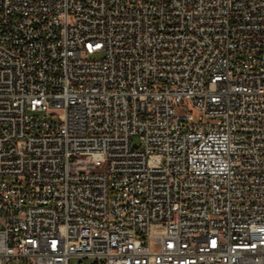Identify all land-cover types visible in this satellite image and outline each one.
Instances as JSON below:
<instances>
[{
  "label": "built area",
  "instance_id": "built-area-1",
  "mask_svg": "<svg viewBox=\"0 0 264 264\" xmlns=\"http://www.w3.org/2000/svg\"><path fill=\"white\" fill-rule=\"evenodd\" d=\"M72 259L264 264V0H0V264Z\"/></svg>",
  "mask_w": 264,
  "mask_h": 264
},
{
  "label": "rangeland",
  "instance_id": "rangeland-1",
  "mask_svg": "<svg viewBox=\"0 0 264 264\" xmlns=\"http://www.w3.org/2000/svg\"><path fill=\"white\" fill-rule=\"evenodd\" d=\"M135 140H137V138H135ZM77 262H78V259H72L71 264H77ZM83 262L85 264V263H87L89 261L88 260H84Z\"/></svg>",
  "mask_w": 264,
  "mask_h": 264
}]
</instances>
